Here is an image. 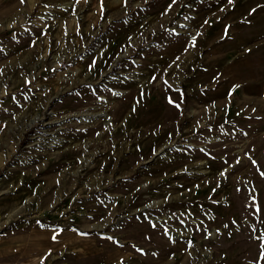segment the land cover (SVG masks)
Masks as SVG:
<instances>
[{
	"label": "rangeland",
	"instance_id": "rangeland-1",
	"mask_svg": "<svg viewBox=\"0 0 264 264\" xmlns=\"http://www.w3.org/2000/svg\"><path fill=\"white\" fill-rule=\"evenodd\" d=\"M0 264H264V0H0Z\"/></svg>",
	"mask_w": 264,
	"mask_h": 264
},
{
	"label": "bare ground",
	"instance_id": "bare-ground-1",
	"mask_svg": "<svg viewBox=\"0 0 264 264\" xmlns=\"http://www.w3.org/2000/svg\"><path fill=\"white\" fill-rule=\"evenodd\" d=\"M159 23V22H158ZM155 25H157V24H155ZM133 26V25H132ZM163 31H165V30H163ZM167 33V32H166ZM119 34V33H118ZM123 34V33H122ZM259 35H261V33H257V34H254L253 35V39L254 38H256V37H258ZM158 39V38H157ZM260 39V38H259ZM243 40V39H242ZM239 42V41H238ZM138 43V42H137ZM255 43V42H254ZM162 44V43H161ZM164 44V43H163ZM180 44V43H179ZM241 44V43H240ZM238 45V44H237ZM115 48V47H114ZM229 48V47H228ZM236 48V47H235ZM175 49V48H174ZM177 49V48H176ZM113 50V49H112ZM245 50V49H244ZM127 51V50H126ZM222 51V50H221ZM225 51V50H224ZM250 51V50H249ZM157 52V51H156ZM164 52H166V51H164ZM171 52V51H170ZM219 53H220V50H219ZM159 54V53H158ZM167 54V53H166ZM172 54V53H171ZM216 54H217V52H216ZM170 55V54H169ZM213 56H215V55H213ZM158 58V57H157ZM162 58V57H161ZM168 58V57H167ZM244 58V57H243ZM220 59V58H219ZM240 59H242V58H240ZM59 60V59H58ZM212 60V59H211ZM108 61V60H107ZM212 61H215V60H212ZM163 62V61H162ZM208 62V61H207ZM218 63V62H217ZM204 64V63H203ZM209 64V63H208ZM206 65V64H205ZM213 66V65H212ZM201 68V67H200ZM226 69V68H225ZM227 70H228V68H227ZM229 70H230V68H229ZM195 72V71H194ZM218 72V71H217ZM216 72V73H217ZM214 75V74H213ZM211 79V78H210ZM216 79V78H215ZM214 79V80H215ZM208 81V80H207ZM202 83V82H201ZM203 84V83H202ZM92 115V114H91ZM94 116V115H93ZM39 117V116H38ZM35 120H37V115H34V117L30 120V122L29 123H27L28 125H31Z\"/></svg>",
	"mask_w": 264,
	"mask_h": 264
}]
</instances>
